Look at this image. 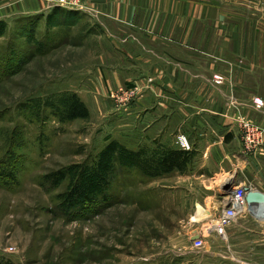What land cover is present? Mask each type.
Wrapping results in <instances>:
<instances>
[{
    "label": "rangeland",
    "instance_id": "374dc122",
    "mask_svg": "<svg viewBox=\"0 0 264 264\" xmlns=\"http://www.w3.org/2000/svg\"><path fill=\"white\" fill-rule=\"evenodd\" d=\"M79 1L71 11L51 0L64 12L54 10L50 26L37 18L0 26V173L16 176L0 179V264H234L215 232L221 212H194L195 184L158 166L163 150L124 141L98 98L82 100L88 119L62 121L71 97L90 90L101 55L89 35L91 9ZM63 17L75 27L53 32ZM107 147L110 189L67 213L63 195L85 185ZM58 171L67 177L53 188L46 177Z\"/></svg>",
    "mask_w": 264,
    "mask_h": 264
},
{
    "label": "crops",
    "instance_id": "0c3cea01",
    "mask_svg": "<svg viewBox=\"0 0 264 264\" xmlns=\"http://www.w3.org/2000/svg\"><path fill=\"white\" fill-rule=\"evenodd\" d=\"M84 1L101 55L81 100L104 101L124 141L179 150L185 136L191 161L177 176L195 184L197 215L222 212L226 187L264 193V154L245 151L239 124L264 126L253 105L264 100V0ZM54 10L51 0H0V22L50 26ZM125 86L138 87L139 98L120 107L109 93ZM218 238L232 246L234 264H264V206L247 203Z\"/></svg>",
    "mask_w": 264,
    "mask_h": 264
},
{
    "label": "trees",
    "instance_id": "16d2710c",
    "mask_svg": "<svg viewBox=\"0 0 264 264\" xmlns=\"http://www.w3.org/2000/svg\"><path fill=\"white\" fill-rule=\"evenodd\" d=\"M56 11L64 12V10L56 9ZM66 15L73 13L66 12ZM75 14V13H74ZM73 14V17H74ZM54 16L50 15L48 22H53ZM73 22V19L63 18L62 23L59 26H70L67 22ZM5 23L0 22V26ZM2 33L0 32V35ZM62 121H71L76 119L86 120L89 118L90 113L84 102L79 98L77 94L71 97L70 105L62 113ZM114 148L107 147L102 154V159L97 165L95 173L92 177H88L85 185L78 186L70 192L63 195L64 202L63 207L68 213L70 210L83 209L87 205L94 204L98 198L104 196L107 190L110 189L112 184V178L115 173V167L113 165ZM158 156V155H157ZM191 161V155L188 151L182 149L179 150H166L161 153L158 161V166L165 171H184ZM11 169L3 170L0 173V179L8 178L11 181L16 180V176L10 171ZM67 177L66 171H58L52 173L46 177L51 183L53 188L60 186L63 180Z\"/></svg>",
    "mask_w": 264,
    "mask_h": 264
},
{
    "label": "built area",
    "instance_id": "2783aa9c",
    "mask_svg": "<svg viewBox=\"0 0 264 264\" xmlns=\"http://www.w3.org/2000/svg\"><path fill=\"white\" fill-rule=\"evenodd\" d=\"M58 4L62 9L67 10H79L80 1L74 0V2L69 3V0H58ZM78 6V9L77 7ZM219 83L222 82L221 78H217ZM110 97L115 101V103L121 107H128L131 103H134L139 98V89L138 87H124L110 92ZM253 104L256 110L264 111V100L260 97H255L253 99ZM240 130L242 136V144L245 151L252 155L257 156L260 153L264 154V126L258 125L257 123L250 120H241L240 121ZM177 145L180 149L184 151H189L190 146L187 141V138L183 135L177 137ZM247 188L237 187L233 190L229 205L224 207L223 211L220 214L219 220L214 224L215 232L217 235L224 238L226 236V228L237 218L238 206L245 203V196L247 193Z\"/></svg>",
    "mask_w": 264,
    "mask_h": 264
},
{
    "label": "water",
    "instance_id": "95a60500",
    "mask_svg": "<svg viewBox=\"0 0 264 264\" xmlns=\"http://www.w3.org/2000/svg\"><path fill=\"white\" fill-rule=\"evenodd\" d=\"M229 192V195L233 192L231 187H226V189ZM248 194L246 196V201L250 206H264V193L257 190H247Z\"/></svg>",
    "mask_w": 264,
    "mask_h": 264
},
{
    "label": "bare ground",
    "instance_id": "6f19581e",
    "mask_svg": "<svg viewBox=\"0 0 264 264\" xmlns=\"http://www.w3.org/2000/svg\"><path fill=\"white\" fill-rule=\"evenodd\" d=\"M75 12H76V11H75ZM249 190H250V189H249ZM230 196H231V195H230ZM230 196H229L227 199H224V200H223V206H224V207H226L227 205L230 204V203H229V201H230V200H229V199H230ZM246 205H247V201H246V196H245V203H244L242 206H241V205L238 206V209H239L238 214H239V212H240L242 209H244V208L246 207ZM238 214H237V216H238ZM198 215H199V216L201 215L202 218H204L205 216H207V217L209 216V217H208L209 219H213V218H214V217H212V213H210V212H209L208 214H205V213H202V214H201V212H200V213H198ZM219 218H220V215H219V217L216 218L215 223L219 220Z\"/></svg>",
    "mask_w": 264,
    "mask_h": 264
}]
</instances>
